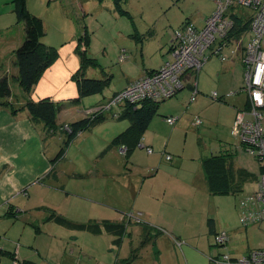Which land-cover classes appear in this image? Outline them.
<instances>
[{
    "label": "rangeland",
    "instance_id": "rangeland-1",
    "mask_svg": "<svg viewBox=\"0 0 264 264\" xmlns=\"http://www.w3.org/2000/svg\"><path fill=\"white\" fill-rule=\"evenodd\" d=\"M26 3L31 12L42 18L45 29L42 42L56 49L57 58L70 37L69 41H76L75 49L86 48L90 56L113 73L105 96L109 98L122 78L135 80L143 76L145 61L159 66V44L165 43L185 20L200 29L214 10L212 0H126L125 14L112 0H26ZM21 36L23 23L16 19L13 0H0V68L7 66L15 109L21 106L24 92L15 78L14 59L6 56ZM241 40L246 45L248 33ZM139 43L146 58L141 57L136 45ZM234 44L222 49L230 58L221 61L211 55L200 69L195 100L189 101L191 89L186 86L159 103L156 115L142 135L151 152L139 145L128 154L118 145L105 150L112 136L127 127V120H103L79 133L64 148L65 143L58 144L64 137L60 123L56 133L45 139L40 122L29 119L26 109L13 112L3 104L9 110L0 109V200L6 194L18 204L38 206V212H45V207L56 208L72 221L92 222L100 230L98 233L60 226L65 238L71 239L80 251L82 261L124 259L128 252L144 245L136 252L138 255L133 253L139 256L137 261L218 264L223 261V254L241 257L254 248H263L264 223L258 226L244 220L248 211L240 203L244 194H252L257 187L260 161L241 151L236 143L239 158L235 165L244 166L254 175L236 195L209 194L200 163L201 158L235 144L231 127L239 109L236 107L244 106L247 98L244 72L239 65L241 54L232 58L228 50L231 46L235 48ZM214 91L222 100L212 99L210 93ZM233 91L236 93L231 94ZM103 99L104 94L85 96L67 106L60 120L69 122L78 108L90 107ZM196 116L202 121L199 126L192 124ZM165 117H173L175 123L170 125ZM262 128L264 133V120ZM3 213L4 209H0V215ZM46 216L47 213L45 219ZM208 219L214 221L216 232H226L224 245L215 243L216 232H210ZM8 223V220L1 222L0 230H6ZM51 223L55 227L61 225ZM35 225L20 221L13 227L16 234L22 233L21 245L34 240ZM116 225L122 234L114 233L115 236L111 229ZM38 237L40 242L47 239L45 234Z\"/></svg>",
    "mask_w": 264,
    "mask_h": 264
},
{
    "label": "trees",
    "instance_id": "trees-1",
    "mask_svg": "<svg viewBox=\"0 0 264 264\" xmlns=\"http://www.w3.org/2000/svg\"><path fill=\"white\" fill-rule=\"evenodd\" d=\"M212 1L215 9V0ZM112 2L115 7L119 9V11L122 10L124 14L128 12L123 9V4L126 0H112ZM236 10L237 8L232 9V11ZM13 11L17 21H21L23 23V38L14 49L13 56L17 68L15 78L22 88L24 95L22 96L23 102L21 106L15 109L13 106V100H8L12 97V89L10 87L8 75L0 73V99H2L0 105L5 104L11 108L13 112L20 108L26 109L28 111L29 118L33 122H40L42 124L43 136L45 139H48L56 133L59 127L57 117L58 113L68 104L76 103L85 96L101 94L103 90L109 86L111 75L104 72L101 77L86 75L88 68L98 67L99 63L95 58L88 55L86 48L83 50L78 48L75 49V52L79 57V67L71 76L72 80L76 82L77 96L66 101H53L50 97H43L39 100H34L31 97V91L41 78L44 71L57 58V51L53 46L46 45L42 42V38L45 34L42 18L27 8L26 0H13ZM230 16L234 18V24L227 35L228 41L231 39H238L241 34L247 31L249 27V17L246 15H237L236 13L230 11ZM187 22L192 23L196 28H198L190 20H185L179 28L175 29V31L181 29ZM172 36L173 33L170 34V38L167 41L168 49L163 54L164 57L162 58V63L157 68L150 67L143 75L153 73L162 66L163 62L168 57L169 50L173 46ZM85 43H88L87 34ZM101 68L102 67H100V69ZM101 70H103V68ZM186 86L191 88V84H187ZM119 91H121V89ZM119 91L114 92L112 95L119 93ZM161 101L162 100L154 98L138 99L134 102L122 100L118 103L115 111L112 109L100 108L106 104L100 105L98 109H96V107L91 110L89 114V111L86 112L82 118L76 119L68 124H60V127H64L61 129L64 137L60 141V145L62 146L65 143V148L70 141L75 139L82 131L90 130L103 120L112 118L118 121L127 120L128 125L124 130L116 133L112 137L105 150L116 145H118L119 148L124 146L126 148L125 154H128L135 145H139L140 147H150L149 145L143 143L142 135L150 124L152 118L156 115ZM247 106L248 104H246L245 107ZM61 146L58 145L59 148H61ZM224 147L225 148H221L218 153L211 154L200 159L201 167L203 169V177L209 194L230 193L236 195L237 193L242 192L245 182L252 179L254 175L247 168L242 166L237 167L235 165L236 159L239 158L238 147L235 145ZM240 150L243 151L242 149ZM59 152L60 150L54 156L53 160H56ZM15 213V207L10 204L5 214L16 215ZM48 218H50V215H48ZM56 219L58 222L60 221L70 227H77L80 229L92 227L91 223H75L63 218L62 216H58ZM207 223L210 232L215 233L214 221L212 219H208ZM116 227L117 225L114 228ZM92 228L93 232L98 231L97 228ZM2 254L3 253L0 251V258Z\"/></svg>",
    "mask_w": 264,
    "mask_h": 264
},
{
    "label": "built area",
    "instance_id": "built-area-1",
    "mask_svg": "<svg viewBox=\"0 0 264 264\" xmlns=\"http://www.w3.org/2000/svg\"><path fill=\"white\" fill-rule=\"evenodd\" d=\"M216 7L211 15L204 19L203 26L198 29L192 23H185L172 36L173 46L162 66L155 72L143 75L125 86L119 93L111 96L106 106L112 109L113 104L122 100L134 102L138 99L154 98L163 100L174 95L178 90L191 84L189 101L196 98L198 91L197 74L211 55L221 61L228 57L222 49L235 43L228 49L230 56L240 52L239 60L244 72V90L248 104L243 109H237L231 134L237 139L243 151L260 161V177L255 191L244 194L240 203L246 207L248 215L244 220L250 223H264V0H215ZM237 8L236 11L232 9ZM248 8L251 12H247ZM233 13L249 17V27L238 39L227 40V35L233 27ZM248 33L246 45H242V37ZM216 44L215 46H213ZM195 75V77H193ZM229 95V94H228ZM214 100H219L217 92L210 93ZM170 125L175 123L173 117H165ZM201 119L196 116L192 124L199 126ZM147 152L152 149L145 146ZM125 147L120 150L125 152ZM264 230V229H263ZM215 243L224 245L227 241L225 231L214 234ZM223 261L232 264H264V247L254 248L241 257L230 258L223 254ZM13 264H21L14 260Z\"/></svg>",
    "mask_w": 264,
    "mask_h": 264
},
{
    "label": "crops",
    "instance_id": "crops-1",
    "mask_svg": "<svg viewBox=\"0 0 264 264\" xmlns=\"http://www.w3.org/2000/svg\"><path fill=\"white\" fill-rule=\"evenodd\" d=\"M23 36L20 37L18 44L22 41ZM170 38V34L166 39L165 43H161L159 44V48L161 49V55H160V59H159V64L160 65L162 63V58L164 57L163 54L166 52V50L168 49V44L167 41ZM70 39V37H69ZM67 40L65 48L64 49H60L59 50V56L57 58V60L51 64L42 74L41 78L39 79V81L35 84V86L33 87L32 91H31V97L34 100H39L43 97H50L53 101H60V100H69V99H73L77 96V86H76V82L74 80H72V74L78 69L79 67V57L78 54L75 52V47H76V41L75 40ZM143 43V42H142ZM17 44V46H18ZM137 47L140 49V53H141V57H147L143 51V45L141 43L136 44ZM140 45V47H139ZM163 45H166V49H162ZM14 46V48H12V50H10L11 53H9L6 57H11L12 59H14L13 56V51L14 49L17 47ZM137 50V48H136ZM89 55V53H88ZM90 56V55H89ZM92 57V56H90ZM233 58V57H232ZM98 67H102L103 70L99 69V71H97L98 67H90L87 69L86 71V75H93V76H98L101 77L104 73H107L108 75H111V81L113 79V73H110L111 71L107 69V67L103 66L100 62ZM101 65V66H100ZM239 65L242 68V64L240 63L239 60ZM204 66V65H203ZM157 68L158 66L154 67L152 66V64L150 62H144L143 66H142V74H145L147 71V69L149 68ZM15 69V74L17 73V68L14 67ZM6 70H7V66H2L0 68V73L2 74H6ZM243 70V69H242ZM13 71V70H12ZM110 81V83H111ZM134 81V79H131L129 77H124L121 79V82L117 84V87L115 88V90L111 91V95L114 94V92L119 91L120 89H122L125 85H127L128 83ZM110 83L109 86L106 87L103 92L101 94H104V99L101 100L99 103L91 105L90 107H81L78 108L77 111V115H74L70 118L69 122H62L60 120L61 117V113L68 109V107H70L71 104H68L65 108H63L59 113H58V123L60 124H68L70 122H73L76 119L82 118L85 113L87 111H91L93 109H95L96 107H98L100 104L104 103L105 101H107V99L109 97H105L107 96V91L110 88ZM197 86H198V82H197ZM11 87V86H10ZM236 93L235 91L231 92V94ZM20 95V93H18ZM107 94V95H106ZM99 95V94H96ZM12 96H13V92H12ZM23 95H21L22 97ZM247 98V95H246ZM13 100L15 101L14 97H11L8 100ZM21 99V98H20ZM247 101V100H246ZM23 102V98L21 99V102H19V104L21 105ZM247 104V103H246ZM246 104H244V106L241 107H236L239 109H243L245 108ZM0 109H8L3 105H0ZM97 109V108H96ZM237 111V110H236ZM235 111V114H236ZM235 117V115H234ZM30 119V118H29ZM64 121V120H63ZM40 124V131H42V124ZM114 136V135H113ZM112 136V137H113ZM234 137V136H233ZM63 138L60 139V141ZM235 139V146L236 143H238L237 139L234 137ZM60 141L58 144H60ZM142 141L143 143L145 142L144 137L142 136ZM148 145V144H146ZM239 166H242L239 164ZM244 167V166H243ZM10 200V196L9 195H3L2 200H0V209H4V213L3 215H0V223L8 220V226L6 228V230L1 229L0 230V251L3 253L1 258H0V264H13L14 260L20 261L21 264H138V262H140V264H165L163 261H137V259L139 258V256H135L138 255V253H136L139 249H141L144 245H138L136 247V249L132 252H128V254H126V258L124 257V259H119V260H115V261H82L79 258V252L78 249L75 247V245L73 244V242L71 241V239H67L65 238L64 234H63V228L60 227L62 225L69 227L67 225H65L64 223H61L60 221H57V217L58 216H62L65 219L70 220L60 209H56V208H48L45 207V212L41 211L38 212V206H28V204H21L16 201H12ZM13 205L15 207V214L16 215H12V214H5L7 208L9 207V205ZM34 211H33V210ZM51 210V212H50ZM47 213V230L45 228V223H46V219H45V214ZM48 215H50V218H48ZM56 217V218H55ZM3 220V221H1ZM12 221V222H11ZM20 221H24L26 223H30V224H36V229H37V234L34 237V240L32 242H25V245H21L19 243V241L22 239V233L21 232H15V230L12 231L13 227L16 225V223L20 222ZM72 221V220H70ZM51 222H56L59 226L55 227L54 225H52ZM72 222H76V221H72ZM76 223H87L90 224L92 222H76ZM41 225V226H39ZM89 227V226H88ZM92 227L93 224H92ZM87 228V229H80L77 227H72L75 229H80V230H88L90 232H93L92 229L93 228ZM118 227V226H117ZM113 228L111 230L112 234H122L120 229ZM70 228V227H69ZM96 228V226L94 227ZM95 230V229H94ZM97 232H93V233H98L100 230L97 228ZM39 234H45V236H47V239L45 242L39 241L40 237ZM114 234V235H115ZM115 235V236H116ZM53 240V241H52ZM135 253V255L133 254ZM228 255H230L229 253H227ZM130 256H132L131 258H129ZM230 258H233L230 256ZM127 259H129V261H126ZM218 264H230V262L228 261H218Z\"/></svg>",
    "mask_w": 264,
    "mask_h": 264
},
{
    "label": "flooded vegetation",
    "instance_id": "flooded-vegetation-1",
    "mask_svg": "<svg viewBox=\"0 0 264 264\" xmlns=\"http://www.w3.org/2000/svg\"><path fill=\"white\" fill-rule=\"evenodd\" d=\"M110 98L107 99V101H109ZM126 261H129V259H127Z\"/></svg>",
    "mask_w": 264,
    "mask_h": 264
},
{
    "label": "bare ground",
    "instance_id": "bare-ground-1",
    "mask_svg": "<svg viewBox=\"0 0 264 264\" xmlns=\"http://www.w3.org/2000/svg\"><path fill=\"white\" fill-rule=\"evenodd\" d=\"M108 104V103H107ZM104 106H106V105H104ZM99 107V106H98ZM98 107H97V109H98Z\"/></svg>",
    "mask_w": 264,
    "mask_h": 264
}]
</instances>
